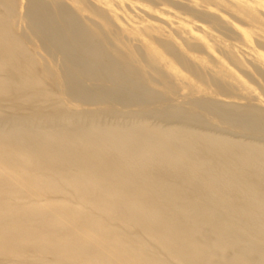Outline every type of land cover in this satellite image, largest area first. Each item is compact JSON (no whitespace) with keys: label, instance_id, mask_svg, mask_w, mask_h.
Wrapping results in <instances>:
<instances>
[{"label":"bare ground","instance_id":"1","mask_svg":"<svg viewBox=\"0 0 264 264\" xmlns=\"http://www.w3.org/2000/svg\"><path fill=\"white\" fill-rule=\"evenodd\" d=\"M27 1L26 14L33 26L84 74L88 67L67 47L65 33L45 27L48 14L41 0ZM68 1L80 13L86 9L82 0ZM94 1L97 11L114 19L124 4ZM263 1L189 0V4L194 10L197 5L223 6L251 34L264 39V11L257 7L264 10ZM16 3L0 0V98L14 100L0 101V264H264V239L251 236L254 231L264 233V149L230 146L179 127L148 128L142 121L120 125L100 124L92 115L84 116L85 121L63 113L21 115L15 101L31 99L35 82H21L24 53L10 31ZM61 12L68 16L71 11L65 6ZM158 13L159 21L178 39L198 41L210 49L197 34L201 25L178 12ZM117 26L135 37L140 33L146 43L164 37L162 26L146 21ZM235 29L247 38L245 31ZM81 38L82 48L91 45ZM146 52L158 61L156 54ZM161 60L177 71L170 60ZM219 65L215 70L224 72ZM70 96L82 102L89 94L74 87ZM228 117L242 124L254 121L229 112ZM157 167L164 169L158 172ZM183 183L191 189L186 191ZM26 185L46 198L34 201L36 195ZM21 196L31 198L21 202ZM221 199L227 204L223 209ZM44 254L48 256L21 261Z\"/></svg>","mask_w":264,"mask_h":264},{"label":"rangeland","instance_id":"2","mask_svg":"<svg viewBox=\"0 0 264 264\" xmlns=\"http://www.w3.org/2000/svg\"><path fill=\"white\" fill-rule=\"evenodd\" d=\"M194 1L199 4V0ZM41 2L48 14L45 27L57 34L64 32L67 47L89 71L82 74L74 69L57 45L48 42L30 22L26 14L28 1L17 0L15 25L10 31L21 43L24 53L21 71L25 78H21V82H35L31 99L15 101L21 105V115L63 113L78 115L82 121H85L84 116L92 115L100 124L120 125L142 121L148 128L179 127L192 135L224 140L230 146L256 145L264 149V39L251 34L250 28L236 19L231 10L213 5H208L207 9L197 5L194 10L190 8L189 0H150L145 3L124 0L121 11H117L118 19H114L106 11H97L94 0H82L80 3L87 10L81 13L70 6L68 0ZM65 6L71 11L68 16L61 12ZM142 6L147 13L140 11ZM257 7L264 11L261 6ZM160 9L181 13L188 21L201 25L203 30H198L197 34L208 42L210 49L198 41L178 39L175 32L159 21ZM122 11L131 21L123 19L126 15ZM150 11H155L157 18L151 16ZM132 21L162 26L164 37L146 43L140 33L136 32L135 37L117 26L127 28ZM68 26L76 31L69 32ZM235 27L245 31L247 38L240 37ZM81 37L91 45L82 48ZM147 50L156 54L158 61H153ZM229 52L236 56V62ZM214 57L222 64L219 65ZM162 58L170 60L177 71L165 65ZM215 64L224 72L215 70ZM74 87H81L89 96L82 102L73 100L70 93ZM10 100L0 98L2 102ZM228 112L254 121L242 124L229 118ZM217 154L215 152L211 159ZM163 169L157 167L158 172ZM26 186L27 191L36 195L32 198L34 201L46 198ZM183 186L186 191L191 189L189 184L183 183ZM28 198L31 197L21 196V202L29 201ZM218 203L219 209L227 205L223 199ZM251 236L264 239L262 232H251ZM47 256H25L21 261L33 262Z\"/></svg>","mask_w":264,"mask_h":264}]
</instances>
